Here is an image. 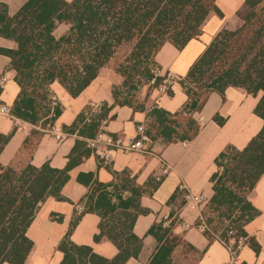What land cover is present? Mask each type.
I'll list each match as a JSON object with an SVG mask.
<instances>
[{
    "label": "trees",
    "instance_id": "16d2710c",
    "mask_svg": "<svg viewBox=\"0 0 264 264\" xmlns=\"http://www.w3.org/2000/svg\"><path fill=\"white\" fill-rule=\"evenodd\" d=\"M215 1L27 0L12 16L0 3V37L15 44L13 49L0 48V54L10 59L9 69L15 73L19 87L11 114L37 124L44 116L42 108L50 84L57 82L76 97L112 62L114 72L122 78L120 86L111 87L114 105L143 112L151 89L161 82L156 78L154 86L149 85L155 55L165 44L181 51L189 41L200 37L210 15L223 18ZM236 18L237 24L222 27L177 82L187 96L182 110L171 115L153 108L150 117L154 121L147 131L151 140H191L199 131L192 115L201 111L211 93L223 95L229 87L252 96L262 93L254 109L263 121L261 130L245 148L229 146L216 157L210 178L213 195L201 211L212 233H219L229 222L237 235L246 236L244 227L260 214L248 196L264 173V0H245ZM59 25L68 26V30L56 38L54 32ZM123 48L127 52L119 56ZM167 93L171 95V90ZM60 114L57 108L56 119ZM105 117L102 113L98 119ZM82 120L80 115L68 130H75ZM214 120L219 126L224 122L217 116ZM92 127L97 132L98 124ZM85 138L89 137L77 140L63 169L51 168L47 163L40 168L29 164L20 168L0 166V264H27L32 248L27 229L40 205L50 196L60 198L59 191L69 179V172L91 154ZM7 139L0 136V152ZM157 186L153 182L149 188L154 191ZM132 192V198L116 196L112 202L105 185L94 182L83 213L99 216V232L93 241L113 243L117 254L106 259L89 246L71 242L73 223L58 245L63 255L59 264H125L137 258L142 238L132 229L138 216L148 210L140 206L142 192L137 188ZM175 198L173 195L168 203ZM172 216L169 228L160 223L148 230L157 248L147 264H176L173 253L177 239L171 229L178 220L176 214ZM204 235L214 239L207 232Z\"/></svg>",
    "mask_w": 264,
    "mask_h": 264
},
{
    "label": "crops",
    "instance_id": "0c3cea01",
    "mask_svg": "<svg viewBox=\"0 0 264 264\" xmlns=\"http://www.w3.org/2000/svg\"><path fill=\"white\" fill-rule=\"evenodd\" d=\"M27 0H0L7 6L8 14L14 15ZM71 1V0H66ZM245 0H216L215 4L223 14V18L215 14L209 16L202 28L200 37L191 40L181 50L165 44L154 57L155 65L163 71H169L178 78H183L194 61L210 44L216 33L224 26L232 27L236 12ZM236 24V23H235ZM68 30V26L59 25L54 36L60 37ZM13 41L0 37V48L13 49ZM10 59L0 54V78L6 81L0 90V104L10 110L18 97L19 87L14 81L15 73L9 69ZM122 78L113 68L106 67L103 73L95 78L78 96L71 97L67 91L54 82L49 85L59 100L61 114L55 123L66 133L63 141L57 142L51 135L42 132L37 124L11 116L0 114V136H8L7 142L0 152V166L16 168L29 164L40 168L49 164L51 168L63 169L77 140L85 136L92 137L96 131L93 123L69 131L75 120L83 115L87 108L100 106L98 115L106 113V130L113 136L132 137L135 127L144 124L148 127L154 120L150 117L153 108L161 109L171 115L179 113L187 102V96L177 83L171 88V95L151 89L143 112H133L127 106H115L111 87H118ZM262 93L256 96L233 87L225 90L223 95L211 93L200 112L192 118L199 125L197 135L191 140L167 142L161 137L151 140V154L124 155L113 153L111 162L103 164L92 154L81 161L69 172V179L61 187L59 197H48L40 205L33 221L29 225L26 236L32 242L27 256V264H59L62 253L58 245L67 234L71 225L70 241L79 246H89L93 252L106 259L117 254L113 243L104 241L95 243L94 235L98 234L100 218L95 213L75 212V206L86 202L94 182L105 185L111 201L116 196L122 199L133 197V189L142 192L140 206L148 210L139 215L133 225V233L142 238L141 251L137 258L129 259L125 264H147L156 252V240L147 234L155 224H160L165 216L173 218L179 214L181 222L174 223L171 235L177 239L173 260L176 264H224L228 260L227 250L215 239L210 240L202 229L195 226L198 215L206 204L199 209H183V186L193 194H202L206 203L213 195L210 178L215 172V159L227 147L241 150L261 130L262 119L254 113V109ZM223 119L221 126L214 120ZM178 120V118H173ZM167 126V125H166ZM173 128L175 125H172ZM177 129V125L175 126ZM24 163V164H23ZM164 167L169 169L154 191L149 185ZM125 174V175H124ZM176 198L169 204L170 198ZM249 202L259 211V216L245 227L248 242L239 254L240 264H264V173L255 188L248 196ZM172 222V221H171ZM251 241L258 251L250 245ZM7 264V263H4Z\"/></svg>",
    "mask_w": 264,
    "mask_h": 264
},
{
    "label": "built area",
    "instance_id": "2783aa9c",
    "mask_svg": "<svg viewBox=\"0 0 264 264\" xmlns=\"http://www.w3.org/2000/svg\"><path fill=\"white\" fill-rule=\"evenodd\" d=\"M150 71L153 78L150 80L149 85L154 86L155 79L160 78L161 82L154 88L160 93H167L174 86L175 83L179 82L182 78L176 77L169 71H163L159 66L150 64ZM6 78L2 76L0 78V90L5 84ZM59 108V100L57 96L50 91L49 86L46 89V100L44 102L42 111L43 118L39 121V126L42 132L51 135L57 142H61L66 137V133L61 130L55 123L56 116L55 110ZM100 106L93 108H87L83 112V120L81 126H88L92 123L98 124L97 132L89 138H85L86 148L92 155L97 157L103 164H109L112 159L113 153H120L124 155L138 154L148 155L151 154L150 145L151 139L148 135L147 126L139 124L135 127V134L132 137H118L113 136L106 130L107 119H98L97 111ZM0 114L5 116H11V110L0 104ZM169 169L164 167L159 175L155 177L156 182H161L162 179L168 175ZM179 191L183 192L184 206L183 209L197 208L199 209L202 205L206 204V198L202 194H193L187 191L183 186H179ZM75 212L81 215L84 212V205L77 204L75 206ZM178 223L181 219L179 214L176 215ZM173 218L165 216L161 222L163 228H169ZM180 225L183 228L188 226L181 222ZM197 228L211 234V236L218 241L228 252V260L224 264H240L239 254L241 250L246 246L248 242V236L237 235L236 230L229 225L225 224L224 229L220 230L219 233H212L211 230L206 226L201 214L198 215L197 222L195 224ZM223 233V235H222Z\"/></svg>",
    "mask_w": 264,
    "mask_h": 264
},
{
    "label": "rangeland",
    "instance_id": "374dc122",
    "mask_svg": "<svg viewBox=\"0 0 264 264\" xmlns=\"http://www.w3.org/2000/svg\"><path fill=\"white\" fill-rule=\"evenodd\" d=\"M233 22H235L236 24H237V22H238V20L237 19H234V21ZM234 23V24H235ZM126 52H127V49L126 48H123L122 50H121V52L119 53V56H124V54H126ZM108 68H110V67H114V63L112 62L111 64H109L108 66H107ZM141 91L144 93V91H145V88H141ZM146 126V125H145ZM24 164V163H23ZM226 223H229V222H225V224Z\"/></svg>",
    "mask_w": 264,
    "mask_h": 264
}]
</instances>
